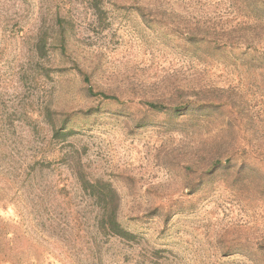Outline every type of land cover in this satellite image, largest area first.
I'll return each instance as SVG.
<instances>
[{"label":"rangeland","instance_id":"1","mask_svg":"<svg viewBox=\"0 0 264 264\" xmlns=\"http://www.w3.org/2000/svg\"><path fill=\"white\" fill-rule=\"evenodd\" d=\"M137 1L156 3L159 20L143 21ZM65 23L76 62L56 48L38 59L40 30ZM196 24L215 25L238 48L206 61L187 39ZM178 89L232 94L253 149L264 152V0H0V231L11 239L0 264H264V188L247 197L187 164L227 111L180 127L146 104ZM47 104L56 127L71 132L64 142L52 140ZM76 155L116 190L135 242L94 231L71 173ZM40 160L49 166L32 169Z\"/></svg>","mask_w":264,"mask_h":264},{"label":"trees","instance_id":"2","mask_svg":"<svg viewBox=\"0 0 264 264\" xmlns=\"http://www.w3.org/2000/svg\"><path fill=\"white\" fill-rule=\"evenodd\" d=\"M135 7L136 12L143 21L159 20L157 17L159 10L158 8L156 9V3L137 1ZM165 14V12H162L160 16ZM58 27L55 32H52V30L49 32L48 29L40 30L32 47L35 56L38 59L47 58L48 53L53 48H56L59 50L60 55H68L73 62H76L72 58L73 52L70 49L69 35L73 31L72 25L65 23ZM187 35L188 42L193 46V49H200L205 54L206 61L212 62L214 57L222 51L233 52L238 48L237 42L231 39L222 40L221 32L215 25H191L187 29ZM228 36H230V33ZM74 66L77 68L79 74L83 76L82 83L89 84L90 75L81 69L78 64ZM92 88L89 85L90 91ZM99 94L103 95L105 99H115L103 93ZM146 104L159 112L170 111L174 115V118L179 120L180 127L200 117L206 120L208 112L212 114L219 110H226L227 112L224 113L225 125H221L223 127H220L216 124L213 135L211 133L206 137L202 136L199 138L197 143H195L192 155L188 158L187 164L195 172L200 169V176L206 182L210 183L215 180H221L232 185L237 190H242L241 193L247 197H249L253 186L264 188V152L258 153L253 149L250 138L245 133L244 125L237 118L238 112L235 110L232 94L227 96L222 95L215 89L208 91H184L178 89L173 94L168 95L167 99L163 97V99L153 100ZM44 112V116L46 117L45 123L52 133V140L64 142L71 135V132L62 133L61 128L56 127V121L52 118L53 111L50 104L44 107ZM32 162V169L38 165L43 167L45 164L46 166L50 164L46 163L45 160ZM72 164L71 173L76 187L87 199L84 202L85 209L86 207L92 209L93 216L91 221L94 231L109 238L135 242L136 236L125 230L120 224V198L112 185L103 182L101 179L92 177L83 167L79 156L73 157ZM34 196H36L35 198L38 203L43 204L39 201L40 196L35 195V193ZM83 208L82 211H84ZM47 210H50L48 205ZM77 217L74 219L76 222L79 220H77ZM50 220L49 218L48 222L50 223L48 226L53 228ZM79 221L81 222V220ZM60 225L64 227L61 233L63 239L64 237L68 239L73 235L67 229V224L61 222ZM59 226L58 228L61 227ZM0 247H11V239H8L6 233H1V231ZM157 252L159 251L152 252L150 258H155ZM97 253L99 254V251ZM222 253L225 254L226 252L223 251Z\"/></svg>","mask_w":264,"mask_h":264}]
</instances>
